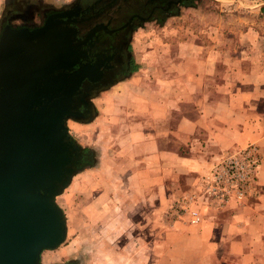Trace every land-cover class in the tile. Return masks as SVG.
<instances>
[{
	"label": "crops",
	"instance_id": "obj_1",
	"mask_svg": "<svg viewBox=\"0 0 264 264\" xmlns=\"http://www.w3.org/2000/svg\"><path fill=\"white\" fill-rule=\"evenodd\" d=\"M166 35L136 47L137 70L95 95L91 122L77 128L95 160L92 197L78 211L82 255L93 264H264V83L224 50L223 32ZM247 145L261 159L255 195L197 226L166 220L221 154Z\"/></svg>",
	"mask_w": 264,
	"mask_h": 264
},
{
	"label": "water",
	"instance_id": "obj_2",
	"mask_svg": "<svg viewBox=\"0 0 264 264\" xmlns=\"http://www.w3.org/2000/svg\"><path fill=\"white\" fill-rule=\"evenodd\" d=\"M81 44L56 15L0 29V264H40L64 241L55 199L89 167L66 121L90 120L82 89L98 73L81 64Z\"/></svg>",
	"mask_w": 264,
	"mask_h": 264
},
{
	"label": "rangeland",
	"instance_id": "obj_3",
	"mask_svg": "<svg viewBox=\"0 0 264 264\" xmlns=\"http://www.w3.org/2000/svg\"><path fill=\"white\" fill-rule=\"evenodd\" d=\"M7 1L0 0V19L5 11ZM70 1L31 0L34 5L53 8H59ZM263 6L264 0H198L194 7L181 10L179 16L170 18L172 20L147 23L141 29L136 30L131 37V52L136 47H145L150 41H153L151 36L156 41L157 38H163L164 34H168L166 38L173 39L185 30L223 32L224 50L235 53V57L241 59L244 62L243 65L248 66V70H251L253 65L254 78L258 79L262 86L264 83V15L260 14L259 9ZM28 12L30 13V11ZM86 121H66L69 136L78 146H84V150L89 153V167L77 172L71 178L70 183L56 197L55 203L63 213L66 234L64 241L57 248L41 253L40 264H64L68 262L93 264L95 259L97 260L96 256L90 252L86 253V256L82 255L85 248L83 243L77 239V224L80 219L78 211L82 207L83 195L91 200L93 193L92 166L95 160L92 143L87 139L82 141L79 136L81 133L77 132V128H80L79 125ZM85 134L91 140L92 131L88 129ZM91 249L90 251H93Z\"/></svg>",
	"mask_w": 264,
	"mask_h": 264
},
{
	"label": "flooded vegetation",
	"instance_id": "obj_4",
	"mask_svg": "<svg viewBox=\"0 0 264 264\" xmlns=\"http://www.w3.org/2000/svg\"><path fill=\"white\" fill-rule=\"evenodd\" d=\"M198 0H71L59 8L34 5L31 0H8L0 19V29H36L56 15L74 30L84 55L81 64L95 66L94 82H85L82 99H91L106 88L124 79L131 72V37L147 23L164 22L192 8ZM32 9V10H31ZM30 11V13L28 12ZM88 108L80 107L86 114ZM92 107L89 105V116ZM89 153L82 150V160L88 163ZM73 264V263H64Z\"/></svg>",
	"mask_w": 264,
	"mask_h": 264
},
{
	"label": "built area",
	"instance_id": "obj_5",
	"mask_svg": "<svg viewBox=\"0 0 264 264\" xmlns=\"http://www.w3.org/2000/svg\"><path fill=\"white\" fill-rule=\"evenodd\" d=\"M254 145L225 152L193 183L181 192L165 213L170 223L199 225L210 210L240 205L255 195L254 183L260 164Z\"/></svg>",
	"mask_w": 264,
	"mask_h": 264
},
{
	"label": "trees",
	"instance_id": "obj_6",
	"mask_svg": "<svg viewBox=\"0 0 264 264\" xmlns=\"http://www.w3.org/2000/svg\"><path fill=\"white\" fill-rule=\"evenodd\" d=\"M260 14L264 15V6L259 9ZM165 22V21H164ZM160 23V22H159ZM137 65L132 61V67L130 69V72L133 73L137 70ZM85 151V150H84Z\"/></svg>",
	"mask_w": 264,
	"mask_h": 264
}]
</instances>
